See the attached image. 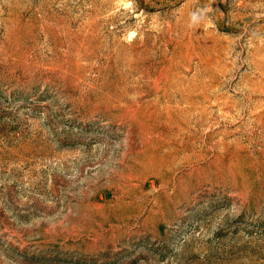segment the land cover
Wrapping results in <instances>:
<instances>
[{"label": "rangeland", "instance_id": "obj_1", "mask_svg": "<svg viewBox=\"0 0 264 264\" xmlns=\"http://www.w3.org/2000/svg\"><path fill=\"white\" fill-rule=\"evenodd\" d=\"M0 264H264V0H0Z\"/></svg>", "mask_w": 264, "mask_h": 264}, {"label": "bare ground", "instance_id": "obj_2", "mask_svg": "<svg viewBox=\"0 0 264 264\" xmlns=\"http://www.w3.org/2000/svg\"><path fill=\"white\" fill-rule=\"evenodd\" d=\"M198 82V81H197ZM200 82V81H199ZM189 84V83H188ZM185 86V85H184ZM173 88V87H172ZM195 91V90H194ZM213 94V93H212ZM174 95V94H173ZM210 98H211V96H210ZM201 101V100H200ZM231 101V100H230ZM234 101V100H233ZM185 102L186 103H188L189 105H195L196 103H197V100H193V98L191 97V96H185ZM206 102V101H205ZM219 103V102H218ZM226 103V102H225ZM122 104H123V102H122ZM228 104V103H227ZM231 104V103H230ZM230 104H228V106L230 105ZM222 105V104H221ZM232 105V104H231ZM227 106V107H228ZM186 107V106H185ZM225 107V106H224ZM120 109V108H119ZM173 109H175V108H173ZM230 109V108H229ZM226 111H227V109H226ZM195 113V112H194ZM197 113V112H196ZM178 115V114H177ZM197 115V114H196ZM203 117V116H202ZM190 118V117H189ZM153 119V118H152ZM180 119V118H179ZM164 120V119H163ZM183 121V120H182ZM184 122H186V121H184ZM193 123V122H192ZM194 123H195V121H194ZM202 124V123H201ZM162 127V126H161ZM200 128H201V125L199 126ZM156 129V128H155ZM196 131V130H195ZM184 133V132H183ZM193 134V133H192ZM188 135V134H187ZM180 137V136H179ZM193 137V136H192ZM185 138V137H184ZM181 139V138H180ZM183 139V138H182ZM143 140V139H142ZM169 140V139H168ZM186 141V140H185ZM194 141V140H193ZM196 141V140H195ZM141 143H142V141H141ZM179 143H181V141L179 142ZM174 144V143H173ZM185 144V143H184ZM159 145H161V143H159V144H157L156 146H159ZM155 146V147H156ZM152 147H154V145L152 144ZM184 147V146H183ZM179 153V152H178ZM203 153V152H202ZM184 155V154H183ZM194 160V159H193ZM184 162V161H183ZM178 163H180V162H178ZM175 165V164H174ZM173 171V170H172ZM171 171V172H172ZM172 174H173V172H172ZM165 175V174H164ZM161 176V175H160ZM174 178H175V176H174ZM160 179V178H159ZM165 183V182H164ZM171 183V182H170ZM155 185V184H154ZM162 185V184H161ZM165 185V184H164ZM164 189V188H163ZM133 199V198H132ZM136 201V200H135Z\"/></svg>", "mask_w": 264, "mask_h": 264}]
</instances>
